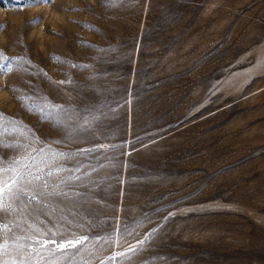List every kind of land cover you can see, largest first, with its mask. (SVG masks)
I'll use <instances>...</instances> for the list:
<instances>
[{"label": "rangeland", "instance_id": "1", "mask_svg": "<svg viewBox=\"0 0 264 264\" xmlns=\"http://www.w3.org/2000/svg\"><path fill=\"white\" fill-rule=\"evenodd\" d=\"M0 54L5 166L85 193L39 216L6 195L5 261L264 264V0H0ZM49 229L92 239L40 249Z\"/></svg>", "mask_w": 264, "mask_h": 264}, {"label": "snow or ice", "instance_id": "2", "mask_svg": "<svg viewBox=\"0 0 264 264\" xmlns=\"http://www.w3.org/2000/svg\"><path fill=\"white\" fill-rule=\"evenodd\" d=\"M38 2L50 3L51 0H38ZM38 21H34L37 23ZM9 59L0 54V69H5L4 60ZM15 59V58H11ZM59 57H53V60H58ZM75 67V65H73ZM10 70V66L8 68ZM60 83H64L61 81ZM26 99V98H20ZM29 111L39 112L41 114L42 119L50 120L53 123L54 127H62V117H63V106L44 103V104H31L25 105ZM4 128V114L0 113V130ZM2 134V132H0ZM37 139H39L37 137ZM59 143L60 141H55ZM0 147H5V145L0 142ZM7 147H12V145H7ZM108 145H100L97 146L96 149H81V154H88L89 152L96 151L99 148L107 149ZM43 151V150H41ZM59 156L65 157L66 154L60 153ZM31 158L33 161L32 164H24L21 166V160H28ZM62 170H67L69 172L79 171V168L76 169H55L56 172H60ZM94 171V170H93ZM42 173V169L39 168L35 164V157H30L26 155L21 158H11V162L8 166H5L3 157H0V213H8L12 210L11 204H5V196H11L12 199L27 203V204H35V207L32 209V214L34 215H49L50 213L47 211L51 210V213H56L59 211L57 207H54L49 201H55L57 204L63 203L64 200H70L72 203H78L79 198L83 197L85 193L69 190L65 191L63 189L48 191V183L43 177H50L53 175V171L49 170L48 172ZM87 175V173H85ZM81 177L77 176L76 180H80ZM34 182H39V190L36 193H29L27 191L28 185H33ZM62 184H68L67 181H61ZM79 187L78 185L72 184L69 185L70 189H75ZM59 188V186H57ZM40 197L38 200L37 197ZM62 198V199H61ZM61 221L64 220V216L60 217ZM74 220L68 221V223H74ZM8 230V225L0 223V240L3 239L2 233ZM151 234H149L150 236ZM41 236L43 238L36 239L35 243L39 246L40 249H47L49 245L52 246L53 250L60 253H65L67 250L76 249L80 250V246L85 245V242L92 239L87 235L75 236L73 239H64L62 234L52 231V229L48 230V233H42ZM96 239H101V237H96ZM147 239V238H146ZM141 244L144 241L140 242ZM136 249H129V251H135ZM7 255V242L0 243V264H9L8 261L4 260V256ZM11 264H16L15 260H12ZM21 264H24V261H21Z\"/></svg>", "mask_w": 264, "mask_h": 264}]
</instances>
